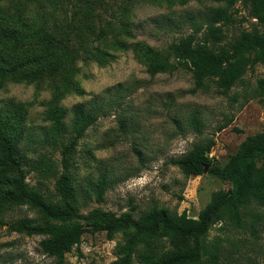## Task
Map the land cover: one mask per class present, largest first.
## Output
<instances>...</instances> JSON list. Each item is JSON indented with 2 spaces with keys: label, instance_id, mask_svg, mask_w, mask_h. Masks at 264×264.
<instances>
[{
  "label": "rangeland",
  "instance_id": "rangeland-1",
  "mask_svg": "<svg viewBox=\"0 0 264 264\" xmlns=\"http://www.w3.org/2000/svg\"><path fill=\"white\" fill-rule=\"evenodd\" d=\"M10 2L17 4L20 0H0V5ZM224 3L98 0L92 36L102 29L107 32L101 39L102 46L113 55L109 63L100 66L79 62L78 70L68 74L72 77L61 74L40 83H18L5 77L0 85L1 104L24 103L28 112L26 136L21 143L28 160L27 181L38 185L46 195L55 193L57 177L63 170L62 154L60 144L48 140L51 123L45 118L46 110L50 100L64 93L69 81H77L83 94L72 92L59 98V104L68 109L64 137L71 134L72 110L77 103L92 102L102 108L95 124L80 138L70 169L75 201L82 213L100 207L117 214L131 212L140 218L158 208L198 219L215 193L229 191V180L208 170L187 176L177 161L196 144L214 139L210 155L224 166L247 136L264 130V103L249 97L245 84H237L227 93L218 92L213 81L196 87L189 69L151 75L138 56L144 45L168 52L170 43L205 21L210 7H222ZM126 7L131 10L132 23L128 26L120 20ZM236 8L238 19L246 17L240 27L264 29V23L254 22L240 1ZM238 27L236 24V32ZM119 40L126 44L125 49L116 46ZM260 77H264L261 64L247 72L245 81L254 85ZM42 155L54 160L57 174L43 178L32 170L31 162ZM19 220L40 222L41 216L27 205L3 214L0 264H55L57 258L41 249L43 235L13 230L12 223ZM148 236L142 233L131 242L130 256L121 264H140L135 250ZM217 237L222 264H228V260L233 264H264V221L256 223L255 228L251 222L244 228L217 222L209 230L207 241ZM125 242L122 232L113 239L105 231L86 232L80 244L66 254L64 264H112L119 257L118 246Z\"/></svg>",
  "mask_w": 264,
  "mask_h": 264
},
{
  "label": "trees",
  "instance_id": "trees-1",
  "mask_svg": "<svg viewBox=\"0 0 264 264\" xmlns=\"http://www.w3.org/2000/svg\"><path fill=\"white\" fill-rule=\"evenodd\" d=\"M41 1L20 0L17 4L0 5V85L5 77L28 84L61 74L72 77L68 74L78 70L79 62L104 66L113 58L102 46L101 38H106L107 32L102 29L92 36L98 0ZM213 1L225 3L222 7H210L205 21L196 23L193 31L170 43L168 52L144 45L138 50L139 59L151 75L189 69L196 87L213 81L220 93L245 84V93L264 103V77L254 85L245 81L247 72L264 65V29L240 27L246 17L236 16L240 1L254 22L264 23V0ZM68 10H72L70 15ZM130 19L131 10L126 7L120 20L128 26ZM115 44L126 48L122 40ZM67 84L60 96L85 92L77 81ZM60 96L48 102L45 117L51 123L48 140L60 144L63 166L55 193L48 195L27 181V154L21 149L27 130L26 104L11 101L2 105L0 101V221L5 212L16 207L27 205L37 210L40 222L19 220L12 223V228L43 235L41 249L57 258L55 264L65 263L66 254L80 244L83 234L99 231H105L110 239L119 232L126 234V242L118 246L119 257L112 264L129 258L131 242L142 233L149 236L135 250L140 264H222L220 238L207 241L213 224L244 228L251 222L255 228L256 223L264 221V130L247 136L222 167L210 155L214 139L196 144L177 161L187 176L202 175L207 169L232 183L229 191L215 193L198 219L158 208L140 218L131 212L117 214L100 207L82 213L75 201L70 169L80 138L95 124L102 108H96L98 105L92 102L77 103L72 110L71 134L65 138L68 109L59 104ZM31 168L43 178L57 174L54 160L47 155L31 162ZM228 264L233 262L228 260Z\"/></svg>",
  "mask_w": 264,
  "mask_h": 264
},
{
  "label": "water",
  "instance_id": "water-1",
  "mask_svg": "<svg viewBox=\"0 0 264 264\" xmlns=\"http://www.w3.org/2000/svg\"><path fill=\"white\" fill-rule=\"evenodd\" d=\"M206 170H207V169H206ZM206 170H205V171H206Z\"/></svg>",
  "mask_w": 264,
  "mask_h": 264
}]
</instances>
